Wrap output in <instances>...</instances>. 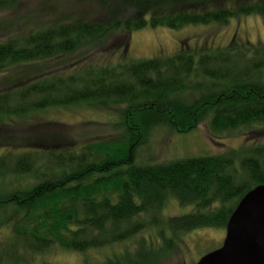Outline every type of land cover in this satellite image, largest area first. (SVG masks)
<instances>
[{
    "label": "trees",
    "instance_id": "trees-1",
    "mask_svg": "<svg viewBox=\"0 0 264 264\" xmlns=\"http://www.w3.org/2000/svg\"><path fill=\"white\" fill-rule=\"evenodd\" d=\"M16 2L0 0V10ZM105 5L97 20L68 12L0 41V73L69 54L77 59L103 46L125 54L129 34L144 27L226 24L250 14L264 19V0ZM47 6L52 10L55 5ZM71 69L37 73L0 90V130L12 124L9 119L41 109L87 104L119 112L122 133L106 142L63 146L65 138L53 144L37 131L33 139L22 137L32 146L15 152L0 142V227L8 231L2 244L12 246L9 255L0 250V264H29L20 253H44L53 245L76 252L112 247L150 229L154 237L141 236L133 248L81 264H165L178 248L180 233L224 227L238 200L264 183V144L252 151L243 147L134 164L137 148L155 127L186 132L207 121L212 134H223L264 124V42L232 39L213 49L181 44L171 55L115 65L84 61ZM8 76L2 81L17 80ZM174 201L190 211L164 217L162 211Z\"/></svg>",
    "mask_w": 264,
    "mask_h": 264
},
{
    "label": "rangeland",
    "instance_id": "rangeland-1",
    "mask_svg": "<svg viewBox=\"0 0 264 264\" xmlns=\"http://www.w3.org/2000/svg\"><path fill=\"white\" fill-rule=\"evenodd\" d=\"M108 1L115 5L120 2V0H103L105 4ZM52 2L55 6L51 10V6L47 5ZM105 4L101 6L98 0H17L11 8L0 10V41H5L9 37L21 34L26 29L38 26L37 22L41 24L68 12L76 17L97 20L106 11ZM119 34L116 33L114 36ZM129 35L128 49L125 54L122 51L116 52V50H109L108 47L103 46L99 49L91 48L86 55L79 53L77 59L76 54H69L59 59L40 61L35 63L32 68H30L31 66L26 68L27 65L23 63L10 66L0 73V90L9 88V85L14 86L22 83L27 79L30 80L37 73L49 72L54 69H57V72H67L84 61L98 65L110 62L115 65L171 55L179 50L181 44L191 48L213 49L225 46L232 39L241 43L264 42V19L257 14L240 15L229 19L226 24L187 25L177 29L144 27L132 31ZM110 41L115 45L113 40ZM107 43L109 44V42ZM12 74L17 80L14 81V78L12 83L6 82L9 78L8 75ZM4 78H7L6 81H2ZM262 79L264 80V73ZM118 113L111 109H98L87 104L48 107L38 110L32 115L30 113L26 118L9 119L12 124H7L5 129L0 130V134L7 136L8 139L2 137L0 142L8 144L12 150L17 148V151H21L24 146L33 145L26 144L22 141V137L28 135L33 139L37 131L39 136L42 135L44 139H50L53 144H56V139L65 138L63 146L106 142V140H111L122 133L123 128ZM263 144L264 124L260 123L245 125L223 134H212L207 121L199 123L195 129L186 132H177L167 126H159L152 129L146 141L137 148L134 164L146 165L181 158L213 155L227 149L243 147L252 151L253 147ZM2 151L3 149H0V152ZM190 209V206H180L174 201L170 202L162 211V215L166 217L184 214ZM224 227H202L180 233L177 239L178 248L165 261V264H195L202 255L221 245L225 235ZM7 233L5 228L0 227V250L4 253L8 252L9 255V251L12 249L11 244L6 247L2 244L7 242ZM141 236L146 239L154 237V230H144L133 239L117 243L112 247L90 249L85 252L70 251L53 245L44 253L22 252L20 254L24 255L29 264L43 262L81 264L84 261H100L112 252L121 251L123 247L133 248L135 241ZM16 263L22 264V262ZM16 263L8 262V264Z\"/></svg>",
    "mask_w": 264,
    "mask_h": 264
},
{
    "label": "water",
    "instance_id": "water-1",
    "mask_svg": "<svg viewBox=\"0 0 264 264\" xmlns=\"http://www.w3.org/2000/svg\"><path fill=\"white\" fill-rule=\"evenodd\" d=\"M224 228L221 245L195 264H264V183L238 200Z\"/></svg>",
    "mask_w": 264,
    "mask_h": 264
}]
</instances>
